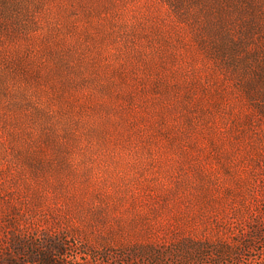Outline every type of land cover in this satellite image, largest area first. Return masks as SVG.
Masks as SVG:
<instances>
[{
	"label": "rangeland",
	"instance_id": "374dc122",
	"mask_svg": "<svg viewBox=\"0 0 264 264\" xmlns=\"http://www.w3.org/2000/svg\"><path fill=\"white\" fill-rule=\"evenodd\" d=\"M253 227L264 0H0V261L264 264Z\"/></svg>",
	"mask_w": 264,
	"mask_h": 264
},
{
	"label": "trees",
	"instance_id": "16d2710c",
	"mask_svg": "<svg viewBox=\"0 0 264 264\" xmlns=\"http://www.w3.org/2000/svg\"><path fill=\"white\" fill-rule=\"evenodd\" d=\"M252 236L250 239H247L245 237L244 239L241 238L239 242L240 246V252L243 254V252L252 249L253 247V241L260 239L264 236V230L261 227H253L251 228ZM201 244L192 241H187L186 243H181V244H169L167 246H160V247H151L147 250L146 253H148L149 261L154 262L155 264H191V262L187 260V257H185V254H188V250L190 251H196V254H201V256H205L204 252L200 253L199 250H201ZM221 247V246H220ZM220 247L214 246L211 248H205L207 249V255L214 254V252L218 251ZM17 248L21 251H24L23 245L19 244L17 245ZM57 255L51 254V255H41L39 258L30 256L29 260H22L20 258L18 259H8V260H2L0 261V264H26L27 262H36L38 259L41 261L43 264H65V261L61 259V255L64 254V249L61 248L60 246L56 245L54 248H52ZM201 250V251H204ZM210 250V251H209ZM211 252V253H209ZM144 253V252H143ZM181 255V256H180ZM59 256V257H58ZM139 256H143L142 253L140 254V251H131L126 254H124V258L129 260V258H138ZM201 258V257H200ZM207 259V257H206ZM210 259V258H208ZM195 261H200V259L197 257ZM200 264V262H199ZM230 264V263H229ZM231 264H234L233 262Z\"/></svg>",
	"mask_w": 264,
	"mask_h": 264
}]
</instances>
